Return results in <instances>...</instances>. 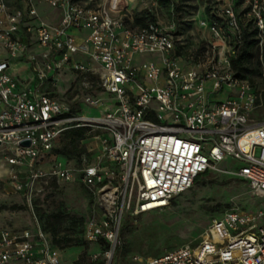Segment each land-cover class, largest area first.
I'll list each match as a JSON object with an SVG mask.
<instances>
[{"label":"built area","instance_id":"obj_1","mask_svg":"<svg viewBox=\"0 0 264 264\" xmlns=\"http://www.w3.org/2000/svg\"><path fill=\"white\" fill-rule=\"evenodd\" d=\"M248 2L247 16L264 31V0ZM41 4L58 10L53 20L43 19ZM129 15V0H0V152L32 211L40 182L77 177L57 160L60 136L75 127L100 131L88 136L95 143L87 144L93 160L78 171L99 210L85 227V240L99 249L90 256L93 264H120L117 246L126 213L166 209L200 175L219 171L230 159L238 163L234 176L264 198V119L250 120L259 95L232 68L242 45L234 8L221 9L233 39L216 23L209 25L215 42L209 57L193 66L177 54L174 16L133 26ZM68 72L79 76L83 88L108 95L106 103L85 97L101 115L73 111L48 90ZM227 88V99L216 101ZM28 140L29 146L22 144ZM34 220L22 231L0 229V264H60L50 235ZM250 221L227 212L212 220L199 245L141 263L264 264V226Z\"/></svg>","mask_w":264,"mask_h":264},{"label":"rangeland","instance_id":"obj_2","mask_svg":"<svg viewBox=\"0 0 264 264\" xmlns=\"http://www.w3.org/2000/svg\"><path fill=\"white\" fill-rule=\"evenodd\" d=\"M101 1L83 0V3L98 4ZM152 2H157V5L153 6ZM227 5L232 6L238 18H241V31L247 25L249 31L257 29L252 18L247 16L248 0H129L131 15L128 21L134 26L144 23L149 18L142 22V16L139 15L147 10V6L153 20L168 21L174 16L178 55L183 64L193 66L209 57L210 45L215 42L209 25L216 23L226 39H233L234 32L221 15V9ZM39 8L46 21L53 20L58 13L57 9L47 4H41ZM204 21L207 25L202 24ZM256 39L258 43L249 60L248 70L238 71L239 77L249 82L259 95L260 106L250 114L252 122L264 119V31L258 29ZM144 58H149V55ZM48 90L71 110L91 116H99L101 111L85 102L87 95L95 96L104 103L109 102L105 92L98 88H83L79 76L71 72L55 87L48 85ZM230 91L227 88L214 99L225 100ZM99 132L92 131L89 134L88 131L81 142L83 150L80 155H58L57 160L75 169L77 177L71 182L56 183L50 179L40 182L32 198L33 211L23 195L14 188L10 178L11 165L4 153L0 152V229L22 231L32 228L36 216L50 235L60 264H93L90 256L99 249L96 244L85 240V227L88 219L98 215L99 210L80 182L78 171L93 160L87 144L91 143L93 147L95 143L88 136ZM237 165L231 159L221 164L219 171L200 178L188 191L175 197L166 209L138 215L126 213L121 222L117 246L119 263L142 264L141 261L149 257L162 255L178 247H195L205 237L212 220L227 212L249 216L250 226H264V198L256 196L248 183L234 176L231 171ZM49 166L42 165L43 168ZM47 222L51 223V227L47 226ZM134 257L138 260L134 261Z\"/></svg>","mask_w":264,"mask_h":264},{"label":"trees","instance_id":"obj_3","mask_svg":"<svg viewBox=\"0 0 264 264\" xmlns=\"http://www.w3.org/2000/svg\"><path fill=\"white\" fill-rule=\"evenodd\" d=\"M12 4V2H11ZM14 4V3H13ZM142 16V17H140ZM142 22L146 18V21L153 20V15L147 10L143 11L141 15H139ZM141 23L140 25H144L146 23ZM239 23L241 24V18L239 19ZM134 26V25H133ZM139 26V25H138ZM248 26V25H247ZM242 28V45L237 53V55L232 59V68L235 71V73L238 75V71L240 70H248V65L250 63V58L252 57V52L255 49V46L258 43V39H256V36L258 34V28L249 31L248 27ZM178 54V52H177ZM239 76V75H238ZM89 128L87 127H75L71 128L67 131H65L58 141L55 144L54 152L57 155H64V156H77L81 154V151L83 150L81 142L86 138V134L88 133ZM61 142V145L59 143ZM211 172L204 173L200 175L195 183L200 179L207 175H209ZM242 180V179H241ZM244 181V180H243ZM246 182V181H244ZM247 183V182H246ZM221 217V216H220ZM47 226L51 227V223L47 222Z\"/></svg>","mask_w":264,"mask_h":264},{"label":"water","instance_id":"obj_4","mask_svg":"<svg viewBox=\"0 0 264 264\" xmlns=\"http://www.w3.org/2000/svg\"><path fill=\"white\" fill-rule=\"evenodd\" d=\"M22 144L25 145V146H29L31 144V142L28 140V141L22 142Z\"/></svg>","mask_w":264,"mask_h":264}]
</instances>
